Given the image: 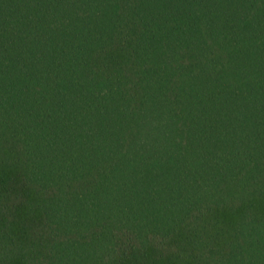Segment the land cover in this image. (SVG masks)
Returning a JSON list of instances; mask_svg holds the SVG:
<instances>
[{
    "label": "trees",
    "instance_id": "trees-1",
    "mask_svg": "<svg viewBox=\"0 0 264 264\" xmlns=\"http://www.w3.org/2000/svg\"><path fill=\"white\" fill-rule=\"evenodd\" d=\"M0 264H264V0H0Z\"/></svg>",
    "mask_w": 264,
    "mask_h": 264
}]
</instances>
